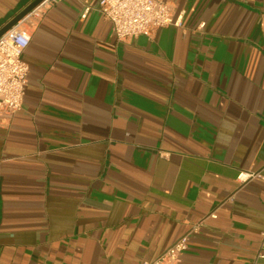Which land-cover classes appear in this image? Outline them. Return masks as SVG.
Returning <instances> with one entry per match:
<instances>
[{"label":"crops","instance_id":"obj_1","mask_svg":"<svg viewBox=\"0 0 264 264\" xmlns=\"http://www.w3.org/2000/svg\"><path fill=\"white\" fill-rule=\"evenodd\" d=\"M31 1L0 0V28ZM163 1L175 24L125 42L81 18L98 0L25 23L0 264H142L195 226L178 264H264V0Z\"/></svg>","mask_w":264,"mask_h":264},{"label":"built area","instance_id":"obj_2","mask_svg":"<svg viewBox=\"0 0 264 264\" xmlns=\"http://www.w3.org/2000/svg\"><path fill=\"white\" fill-rule=\"evenodd\" d=\"M59 0H43L16 24L0 35V116L14 113L23 104L29 66L21 58L29 42L25 23L43 12L44 6ZM96 8L111 23V34L116 42H125L139 35L149 36L154 30L175 24L174 13L163 0H98L96 7L84 5L81 18ZM259 173L240 171L237 180L243 184ZM214 217V211L208 215ZM197 226L177 239L158 257L142 264H178L181 254L188 248V239ZM261 253L264 257V231L261 233Z\"/></svg>","mask_w":264,"mask_h":264},{"label":"water","instance_id":"obj_3","mask_svg":"<svg viewBox=\"0 0 264 264\" xmlns=\"http://www.w3.org/2000/svg\"><path fill=\"white\" fill-rule=\"evenodd\" d=\"M43 0H33L28 3L21 11L15 14L9 21H7L1 28H0V35H2L7 29L12 27L16 24L20 19H22L28 12L34 9L39 3Z\"/></svg>","mask_w":264,"mask_h":264}]
</instances>
